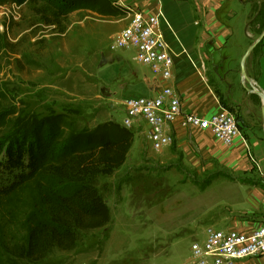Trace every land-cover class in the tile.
Masks as SVG:
<instances>
[{
    "label": "rangeland",
    "instance_id": "1",
    "mask_svg": "<svg viewBox=\"0 0 264 264\" xmlns=\"http://www.w3.org/2000/svg\"><path fill=\"white\" fill-rule=\"evenodd\" d=\"M99 6L102 14L95 10L73 13L66 22V34L32 28L34 18L25 6L0 8V92L7 100L4 108L14 113L9 128L0 135H30L33 127L61 116L64 139L114 124L135 140L127 165L100 180L112 223L84 236L77 251L57 252L35 264H196L191 246L204 241L206 229L228 230L208 226L210 218L219 216L217 198L223 191L207 194L211 185H205L225 171L212 165L194 170L181 157L162 158L163 151L157 152L149 126L127 111L129 100L146 97L141 87L144 80L137 79L136 72L141 65L147 66L137 60L135 50L117 48L115 43L132 19L117 0L95 3L92 8ZM4 43L13 44L12 50ZM152 80L159 88L156 76ZM218 91L226 97L223 86ZM227 110L243 133L261 132L258 109L234 104ZM218 180L225 181L214 182ZM11 181V174L0 175L1 187Z\"/></svg>",
    "mask_w": 264,
    "mask_h": 264
},
{
    "label": "trees",
    "instance_id": "2",
    "mask_svg": "<svg viewBox=\"0 0 264 264\" xmlns=\"http://www.w3.org/2000/svg\"><path fill=\"white\" fill-rule=\"evenodd\" d=\"M106 1L0 0V8L25 6L34 18L32 28L42 26L66 34V22L73 13L95 10L102 14L100 6L92 7ZM250 4L247 27L259 37L264 31V0H251ZM4 44L12 50L13 44ZM209 78L223 107H232L229 89L218 68ZM219 83L225 87L226 98L218 91ZM5 101L0 92V131L9 128L14 115L4 108ZM63 122V117L56 116L52 122L33 127L30 135H0V175H12L8 185L0 186V264H35L49 260L57 252L73 253L83 245L84 236L112 223L100 180L114 176L127 165L135 140L114 124L64 139ZM222 178L231 183L263 186L262 182H249L223 171L205 185Z\"/></svg>",
    "mask_w": 264,
    "mask_h": 264
},
{
    "label": "crops",
    "instance_id": "3",
    "mask_svg": "<svg viewBox=\"0 0 264 264\" xmlns=\"http://www.w3.org/2000/svg\"><path fill=\"white\" fill-rule=\"evenodd\" d=\"M117 1L122 8H132L149 17L160 12L164 14L165 22H161V27L174 54L171 86L181 98L184 113L210 119L222 112L221 97L210 86L209 78L218 68L232 103L241 108L258 109L262 115V100L245 90L238 71L244 54L258 38L247 27L250 3L246 0ZM246 72L264 94V41L247 60ZM136 75L137 79L144 80L141 87L146 97L154 96L157 89L165 85L158 80L160 87H156L157 81L152 80L149 67L141 65ZM221 86L217 84V88ZM173 132L174 143L161 151L162 158L181 157L183 164L194 170L218 166L233 177L263 183V186H252L218 180L211 184L207 194L221 190L223 193L217 198L219 216L210 218L208 226L216 225L243 234H252L263 227V127L259 134L250 129L246 133L242 131L245 139L236 138L229 144L217 139L211 130L185 126L183 118L175 122ZM238 264H264V258Z\"/></svg>",
    "mask_w": 264,
    "mask_h": 264
},
{
    "label": "built area",
    "instance_id": "4",
    "mask_svg": "<svg viewBox=\"0 0 264 264\" xmlns=\"http://www.w3.org/2000/svg\"><path fill=\"white\" fill-rule=\"evenodd\" d=\"M127 11L132 22L117 36L116 47L135 50L137 60L165 83L154 96L132 99L127 104L129 115L138 123L144 120L149 126L148 134L157 152L174 143L173 126L179 118H183L185 126L211 130L217 139L227 144L236 138L245 139L238 120L224 107L219 115L210 119L183 112L181 98L171 86L174 54L161 27V22H165L164 14L149 17L132 8ZM205 234L204 241L198 240L191 246L196 264H238L264 258V226L252 234L208 227Z\"/></svg>",
    "mask_w": 264,
    "mask_h": 264
},
{
    "label": "water",
    "instance_id": "5",
    "mask_svg": "<svg viewBox=\"0 0 264 264\" xmlns=\"http://www.w3.org/2000/svg\"><path fill=\"white\" fill-rule=\"evenodd\" d=\"M264 41V31L262 34L253 42V44L248 48L246 53L244 54L242 60H241V81L246 91H248L250 94L257 95L262 100V120H263V130H264V94L263 92L256 86V84L249 79L246 73V62L251 56V54L254 52V50ZM249 86V88L247 87Z\"/></svg>",
    "mask_w": 264,
    "mask_h": 264
}]
</instances>
